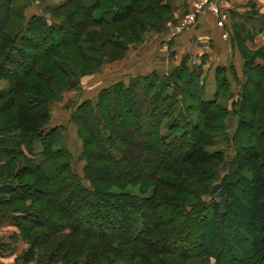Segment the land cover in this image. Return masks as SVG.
I'll return each mask as SVG.
<instances>
[{"label":"trees","instance_id":"16d2710c","mask_svg":"<svg viewBox=\"0 0 264 264\" xmlns=\"http://www.w3.org/2000/svg\"><path fill=\"white\" fill-rule=\"evenodd\" d=\"M13 1L0 0V223L16 227L11 239L27 244L21 262L186 264L213 256L227 264L209 252L219 239L237 264H253V256L264 264V43L249 49L236 36L245 76L236 95L221 68L206 98L200 72L179 65L114 81L97 91L95 103L82 100L69 119L87 133L79 176L61 125L48 126L50 104L76 77L121 59L169 8L160 0H62L24 17ZM232 97L231 109L220 102ZM230 112L237 118L234 167L216 180L223 150L205 147L225 134ZM119 115L137 131L145 125L142 136L165 158L154 160L146 145L117 134L112 120ZM125 184H137L136 193ZM204 193L219 200L203 204L196 231ZM104 223L128 234L102 235ZM139 248L151 253L137 256Z\"/></svg>","mask_w":264,"mask_h":264},{"label":"crops","instance_id":"0c3cea01","mask_svg":"<svg viewBox=\"0 0 264 264\" xmlns=\"http://www.w3.org/2000/svg\"><path fill=\"white\" fill-rule=\"evenodd\" d=\"M215 1L226 14L222 25L207 8H203L193 22L184 23L192 0H160L169 8L167 17L144 31L141 41L129 45L126 56L114 67L117 78H128L152 70L165 74L170 68L184 65L200 69L204 78L203 96L210 98L214 92L215 68H221L220 76L229 79L232 92L236 95L240 82L245 78L236 36L243 38L249 49L263 45L264 0ZM52 118L49 117V126L55 124ZM8 227L10 225L0 223V264H32L21 262L25 243L18 236L12 240Z\"/></svg>","mask_w":264,"mask_h":264},{"label":"rangeland","instance_id":"374dc122","mask_svg":"<svg viewBox=\"0 0 264 264\" xmlns=\"http://www.w3.org/2000/svg\"><path fill=\"white\" fill-rule=\"evenodd\" d=\"M62 0H14L12 7L13 9H15L14 11H18L21 9V12L23 14L24 17H26L27 15H29L30 13H40L42 11V9L45 6H51L57 3H60ZM193 1V0H192ZM147 30V29H146ZM61 38L65 39L68 38L69 36L66 34L61 33L60 35ZM142 37V36H141ZM70 38V37H69ZM141 41V39H140ZM137 43V42H134ZM130 45V44H129ZM127 46V50L124 54V56L121 58L123 59L126 56V53L128 52V47ZM37 48L36 49H40L41 43L38 42L36 44ZM119 59V60H121ZM119 60H115L109 63H105L103 64L99 70L93 72L92 74H89V76L84 77L83 76H79L78 78L76 77V83L73 87L71 88H66L62 91L60 99L57 101H54L50 104V111H49V115L52 118V123H55L54 125L51 126H56V125H61V140L63 145L65 146V148L69 151L71 159H70V166H71V170L75 173H77L79 176H81V167L84 164V161L81 159H78L81 148H82V137L85 136L86 130L81 127V124H79V127L76 126L75 124L71 123L69 121L70 119V114L72 113V111L74 110V108L82 101V100H90L92 103H95V99H96V94L97 91L104 87L107 86L111 83H113L114 81L117 80H126L127 78H117V69L114 68L115 65L119 64L117 61ZM120 62V61H119ZM26 65V64H25ZM194 69V68H193ZM196 70V69H195ZM196 71L200 72V69H197ZM4 69L2 67H0V73H4ZM120 72V71H119ZM201 75V73H200ZM72 76H74V74H72ZM89 77V78H88ZM202 77V76H201ZM204 79V78H203ZM6 87V83L2 80H0V90L5 89ZM232 87V84H231ZM234 100V98H224L223 100H221L220 102H222L224 105H227V107L229 109H231V102ZM236 116L233 113H229L228 117L226 119V124H225V134L219 136L218 138H215L214 142L209 145L206 146V150L208 151H216V150H223V159L222 162L219 163L218 165V171H216V180H220V178L222 176H224L225 174L229 173L232 168L234 167V164L232 162L233 157L236 153V146L234 145L233 142V135L235 133L236 130ZM67 122V124H66ZM58 123V124H57ZM113 125L115 126V130L116 133L119 135H124L126 138H128L130 141H132V143H134V145L136 147H140L138 145H146L150 151L154 152V160H163L165 157H162V154L160 152V150H158L156 143L152 140V138L150 137V135H147L145 137L142 136V134L144 133V128L145 125L141 126V129L139 131H137L134 128L133 123L130 124L128 122L127 117H125V115H119V117H115L112 120ZM49 126V124H48ZM137 144V145H136ZM254 148H256L257 150H261L259 146L254 145ZM137 169L141 174H146V171L148 170V168H135ZM82 184L87 186V182L82 179L81 180ZM125 188L129 189V191L131 193H136V187L137 184L131 185L133 186L132 188L129 187V185L125 184ZM147 194L149 192V188L146 189L145 191ZM145 193V194H146ZM144 194V193H143ZM200 201H198L199 206L198 207L201 209V212H195L194 214V229L196 231H198L199 229V225L201 224V219L199 218L201 216V214L204 213L205 209L203 204H207L206 206H208V204H210L209 202L211 201L212 203L215 201H218L219 198L215 197V195H209L208 193H204L200 195ZM203 202V203H201ZM60 206H62L64 208V211H67V208H65L63 206V204H60ZM55 207H57L55 205ZM107 212V210H106ZM116 213H120L122 212L121 208H118L117 210H115ZM156 217V213H151V215L146 218L147 223H149V221L155 219ZM162 217V216H161ZM89 221H92V219L89 218ZM93 222V221H92ZM227 227L229 229V232L232 229V225L229 219H227ZM112 225L109 226V224L104 223V226L101 228L102 230H104V233L102 235H109V234H114L117 236H125L128 234V231H126L125 229L121 230L118 227H113L111 228ZM11 230V234L10 236L12 237V235H17L16 234V227L14 226H10L8 227ZM98 230L95 229L96 235L98 231H101V229L97 228ZM8 230V229H6ZM24 243V242H23ZM223 246V244L221 243V240H216L213 245L210 247V253L211 254H219L218 261L216 262H221V259L227 261V264H237V262L235 260H231L229 259L228 253L229 250L227 247L221 248ZM24 249L21 251V255L22 253L27 249V244H24ZM138 254H136L137 256H139V254L145 255L146 253H151L150 251L147 252H143L142 249L139 248L138 250ZM165 258L169 257V255H161ZM215 258L213 256H199V257H193L190 258V260L187 261L186 264H215ZM138 260H141V262L143 261V259L139 258ZM167 261L170 260L166 259ZM253 260L254 263L253 264H263V259H261V257L258 256H253ZM165 263V262H164ZM176 264V262H168V264ZM167 264V263H165Z\"/></svg>","mask_w":264,"mask_h":264},{"label":"built area","instance_id":"2783aa9c","mask_svg":"<svg viewBox=\"0 0 264 264\" xmlns=\"http://www.w3.org/2000/svg\"><path fill=\"white\" fill-rule=\"evenodd\" d=\"M203 8H207L218 17L219 24L222 25L226 20V14L220 10L215 0H193L190 11H188L184 17V23L193 22L196 15L199 14Z\"/></svg>","mask_w":264,"mask_h":264}]
</instances>
